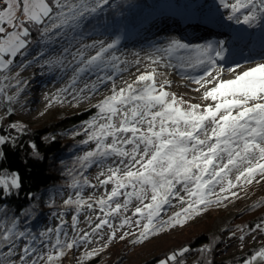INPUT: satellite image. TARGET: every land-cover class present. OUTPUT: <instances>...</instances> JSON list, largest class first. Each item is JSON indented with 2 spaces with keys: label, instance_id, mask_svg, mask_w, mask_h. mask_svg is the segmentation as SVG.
Wrapping results in <instances>:
<instances>
[{
  "label": "snow or ice",
  "instance_id": "obj_1",
  "mask_svg": "<svg viewBox=\"0 0 264 264\" xmlns=\"http://www.w3.org/2000/svg\"><path fill=\"white\" fill-rule=\"evenodd\" d=\"M221 2L231 10L227 19L236 24L252 28L264 19V0ZM108 3L109 0H2L0 3V73L8 71L18 57L23 67L40 62L45 55L43 51L24 63L34 43L35 32L37 42L45 46L61 39L65 41L59 56L46 59L41 65L61 71L71 68L73 74L62 92L75 89L88 73L95 74V80L84 82L74 99L84 93H95L98 86L112 82L111 94L94 105L96 116L84 122L86 139L82 144L93 147L77 158L82 169L94 165L101 169L96 177L98 184L92 185L85 178L82 184L76 181L70 185L75 188L111 185L110 190L98 199L89 196L88 200L77 191L75 200L69 197L64 201L65 206L75 205L77 214L84 206L89 211L94 210L95 204L103 217H97L99 222L91 233L85 231L71 241L67 240L66 232V239H60L62 224L41 231L37 237L26 230H18L16 219L0 221V264H54L65 248L71 250L77 243L90 242L89 237L95 236L105 225L112 228L110 218L128 212L130 206L132 214L123 217L119 228L135 225L140 231L134 243H142L168 227L182 225L202 207L220 203V199L212 201L209 197L216 194L217 186L220 192L237 187L238 184L229 178L232 174L236 182L243 179L248 184L257 176L264 177V61L237 72L236 68L224 69L217 64L224 59L223 42L219 47L209 43L190 48L179 40H171L156 49L164 55L150 58L151 63L167 66L161 61L182 50L194 54L179 57L181 66L203 68V74L192 82L205 89L202 100L214 103L188 104L166 91L170 82L158 85L156 68L117 89L114 73L122 61L112 50L118 40L83 42L85 22ZM242 67L237 65V68ZM108 69H112L113 74H109ZM225 72L233 74L232 78L224 79ZM200 88L194 90L199 92ZM6 141V137H0V145ZM31 147L35 149V145ZM3 157L4 153L0 152V158ZM20 187V177L15 172L0 175V194L7 196L12 189ZM174 200L180 210L167 220L160 219L165 207L176 206ZM77 222L78 215H73L74 232ZM53 234L55 243L49 244ZM112 238L109 235V241ZM123 238L122 235L120 239ZM37 244L54 251L41 255L34 246ZM98 251L100 249H93L86 255L92 256ZM188 251L183 248L158 264L176 262L178 256ZM254 262H264V248L244 264Z\"/></svg>",
  "mask_w": 264,
  "mask_h": 264
},
{
  "label": "trees",
  "instance_id": "obj_2",
  "mask_svg": "<svg viewBox=\"0 0 264 264\" xmlns=\"http://www.w3.org/2000/svg\"><path fill=\"white\" fill-rule=\"evenodd\" d=\"M148 1H155L153 11L144 9V0L111 1L85 22L83 39L102 34L120 43L135 29L147 27L155 18L167 13L159 5L161 0ZM32 39L34 46L38 41L37 33L33 32ZM18 59L19 57L16 61ZM101 100L77 110L54 111L48 121L41 125L20 120L13 114L8 101L3 102L5 115L0 116V137H6L7 141L0 145V152L4 153V157L0 158V174L9 175L15 172L20 177L21 187L18 190L12 189L7 196L0 194V221L10 222L16 219L18 230L27 229L28 232L39 235L41 231L38 229V221L49 212L76 209L75 205L65 206L58 202L54 195L58 190H75L77 188L70 185L76 181L82 184L87 179L90 168L82 169L77 158L90 150L91 148H87L91 144H82V140L86 139L83 135L84 127L78 130L77 127L85 125V121L96 116L97 109L94 105ZM12 125L18 127L14 128ZM32 145H35V149ZM46 195L50 197L47 198ZM170 214L173 215L172 212ZM194 216L174 228L193 221ZM214 217L209 215L208 219L189 227L184 233L180 231L172 236L163 234L173 227L171 226L142 243L126 241L116 248L104 247L92 256L86 255L91 251H85L80 255L79 264H158L161 259H166L168 255L180 252L183 248L189 251L170 264H242L263 246L264 243L252 245L229 254L223 251L226 234H249L257 226L264 224V193L255 197L252 205L221 225L218 231L213 230ZM53 251L49 247L39 254L46 255ZM72 252L73 248H65L54 264H64L63 257L71 255Z\"/></svg>",
  "mask_w": 264,
  "mask_h": 264
},
{
  "label": "rangeland",
  "instance_id": "obj_3",
  "mask_svg": "<svg viewBox=\"0 0 264 264\" xmlns=\"http://www.w3.org/2000/svg\"><path fill=\"white\" fill-rule=\"evenodd\" d=\"M114 0H109L110 2ZM166 1V8L171 12V3H180L183 4L184 7L190 8L194 4L199 6L198 11L195 12H208L210 11H218L219 4H222L221 0H161L160 2ZM170 1V2H168ZM145 10L153 11L155 8V1L151 2L148 0H144ZM108 3V4H109ZM107 4V5H108ZM166 4L162 5L165 6ZM105 6V5H104ZM103 6V7H104ZM194 7V6H193ZM103 9V8H102ZM173 15L176 17H182L181 15L175 14L173 12L169 13V15ZM197 14V13H195ZM96 15V14H95ZM93 15V16H95ZM178 15V16H177ZM92 17V16H91ZM166 25V23H161L160 26ZM149 29V28H148ZM147 30V29H146ZM141 30L137 29L134 32V36L130 38H125L122 42L118 43L116 48L112 51L115 52L117 56L120 57L122 63L119 65V70L114 73L115 85L118 88L124 87L127 83L133 82L136 77L140 74L150 72L152 68H156L157 76V84L162 83L165 81V73L167 66L161 65H153L151 63L150 58H160L164 54L157 53L152 48V46L145 45L147 42L157 40L166 36L167 41H163L158 43L157 46L164 47L166 46L171 40H179L182 43L181 39L178 36L174 35L173 33H161L153 37V39L148 40V38H144L146 41L138 42V39H135L136 35L141 32ZM137 33V34H136ZM101 37V38H98ZM103 37V38H102ZM150 39V38H149ZM104 41L105 43L112 42L109 36L101 35H94L92 37H87L83 39L84 43H92L93 41ZM75 43V42H74ZM187 44V43H185ZM65 45L64 40H58L55 44H48L42 45L39 42H36L35 46L30 49L29 55L24 58V63L27 61L32 60V57L37 55L40 51H43L45 55L40 58V62L36 63L33 62L29 64L27 67L22 66L21 58L15 61V64L5 73H1L0 75V116L5 115L4 109V101H8L13 109V114H16L20 120L24 122L30 123L32 125H41L44 122L48 121V119L52 116L53 112L57 110L61 111H69L74 109H79L85 107L89 104H92L98 100H101L105 95L111 94L110 89L112 87V82H107L106 85L98 86V91L95 93H84L79 96L78 99H74V96L80 87H83L84 82H91L94 81L96 76L93 73L85 74L82 79L78 82V85L75 89L69 88L68 91L62 92L61 89H65L68 87L69 81L72 76L71 68H65V70L61 71L57 67H47L41 66L44 64L46 59H55L59 56L62 47ZM78 46V45H77ZM189 47H194L193 44L189 45ZM91 54H94L91 53ZM71 57H68L70 60ZM169 63L168 60H162V65H167ZM176 68L178 70H184L186 67H182L179 64V60H176ZM240 64V63H239ZM65 65H67V60L65 61ZM223 68V67H222ZM109 74H113L112 69L107 70ZM66 76V79L62 81L63 85L60 86L55 92L51 93L50 95L47 94L44 97H41L42 89H44L49 82V84H54L55 82H59L58 79L61 76ZM7 79H4V77ZM42 76V77H40ZM174 78L178 81H182L184 84H189L190 82L186 78L179 77L177 75H173ZM52 77L56 79L52 82L50 80ZM212 85H208L207 87H211ZM200 88V85H199ZM166 91L174 93L178 98H182L188 104H200L202 106H206L207 104L214 103L211 100L204 101L202 100V93L205 91L204 88H200V91L197 92L195 90H189L185 86H180L177 84H170L166 86ZM8 97H13V99L9 100ZM186 106V105H185ZM85 125H81L77 127V130L84 127ZM93 145H89L87 149H90ZM78 152V151H77ZM79 153V152H78ZM108 163H111L109 161ZM100 168L97 166L90 167L87 173V180L92 185H97L98 181L96 179L98 173L100 172ZM2 175V174H0ZM103 178V177H101ZM230 179L233 180L234 183H237V187H233L226 192H220L219 186L215 189V195L210 196V200L215 201L220 199V203H212L206 208L202 207L200 212L194 216L193 221H188L186 225L182 227L173 226L163 234L167 236H172L176 232L184 233L189 227L202 223L205 219H208L209 215H214L213 221V230L218 231L221 225L227 223V221L235 216L236 213H240L245 210L247 207L252 205L255 201V197L259 196V194L264 193V177L257 176L253 179L251 184L245 183L243 179L241 181H235V174H232ZM111 185L106 187H88L84 186L83 188H77L75 190L72 189H65V190H58L54 195V198L60 202L64 203L66 199L69 197L76 199V192L80 191L81 197L84 199H88L89 196H92L93 199H98L104 195L105 192L110 190ZM227 187V184H225ZM235 194V195H234ZM253 194H255L253 196ZM49 198V195H46ZM92 202V201H90ZM173 204L176 205L172 208H166L161 214L160 219L165 220L166 217L174 213L179 208V205L174 200ZM94 210L89 211L86 206L80 209L79 214H77L76 209H61L56 211H51L47 214L45 218H42L38 221V229L40 231H46L49 227L56 228L58 225H63V231L61 233L60 239L65 240L64 232L67 233V240L71 241L73 237L82 236L83 233L89 232L95 224L99 222L97 217H103V213L99 211L97 206L94 204ZM132 206H130V210L126 213H123L120 216H116L114 218H110V223L112 224V228L108 226H103L101 230H98L95 236H90L88 243H77L73 247V252L71 255H67L63 257L64 264H79L80 255L85 251H92L93 249H102L105 248H116L120 246V244L125 243L126 241H132L136 239L138 236L140 229L137 228L135 225L131 227L125 226L123 228H119L121 220L124 216H131L132 214ZM203 211V212H202ZM78 215V222L77 228L74 232L72 229V216ZM62 217V218H61ZM137 217H133L136 219ZM178 226V225H176ZM261 228H264V224L257 226L251 233L244 234L243 232H236V233H229L225 235V243L223 245L224 253L229 254L231 252L238 251L240 249H247L250 246H258V244L264 243V231H261ZM27 231V229H24ZM135 233L136 235H132ZM177 234V233H176ZM112 235L113 238L109 241L108 237ZM124 236L123 239H120L121 236ZM39 237V235H37ZM243 237V239H241ZM55 235L53 234L49 244L55 242ZM107 245V246H105ZM21 247H23V242H21ZM38 248V252L45 250L42 244L34 245ZM261 248H264V244ZM260 248V249H261ZM259 249V250H260ZM99 252V251H98ZM33 255H37V253H33ZM246 259H250L246 258ZM245 259V260H246ZM244 260V261H245ZM244 261L242 264H244ZM256 264V262H254ZM260 264H264V262H260Z\"/></svg>",
  "mask_w": 264,
  "mask_h": 264
},
{
  "label": "bare ground",
  "instance_id": "obj_4",
  "mask_svg": "<svg viewBox=\"0 0 264 264\" xmlns=\"http://www.w3.org/2000/svg\"><path fill=\"white\" fill-rule=\"evenodd\" d=\"M170 2V1H168ZM234 0H224V3H233ZM167 5V4H166ZM194 6V7H193ZM192 7H184L183 4L171 3V12L181 15L180 20L188 17V21L184 25H179L175 28L180 33L181 40L187 45L193 44L195 46L207 45L209 43L213 44L214 47H219L220 43L223 42L224 47V61H217V64L224 69L227 68H236L237 72L244 71L248 67H253L255 63L264 61V19H262L255 27L249 28L244 24H236L234 21H229L227 16L230 14L231 10L219 4L218 11H208V12H195L194 8L199 10V6L194 4ZM194 11H198L197 9ZM177 15V16H178ZM179 17V16H178ZM185 17V18H184ZM165 25L159 28L160 33H166ZM153 31H144L139 36L138 42L146 41L153 39ZM151 36V37H149ZM150 38V39H149ZM192 41L189 43L188 41ZM154 42H147L145 45L152 46L156 51L158 43L167 41L166 36L154 40ZM192 48V47H190ZM158 53V52H157ZM189 55H194L187 51H180L173 53L169 63L167 64V69L165 73V81L170 82V84H177L180 86H185L189 90H194L199 88L198 84L192 82L193 78H198L203 74V68H190L186 67L184 70H178L176 66V60H179V64H182V61L179 57H187ZM240 63V64H239ZM237 65H243L242 68H237ZM173 75H177L182 78H186L190 83L184 84L182 81H178L174 78ZM233 74L227 72L224 73V79L232 78ZM42 77V76H40ZM66 79V76L62 75L58 81L54 84L45 85L46 87L42 89L41 97H44L47 94L55 92L60 86L63 85L62 81ZM68 81L70 79H67ZM54 80H52L53 82ZM169 84V85H170Z\"/></svg>",
  "mask_w": 264,
  "mask_h": 264
},
{
  "label": "built area",
  "instance_id": "obj_5",
  "mask_svg": "<svg viewBox=\"0 0 264 264\" xmlns=\"http://www.w3.org/2000/svg\"><path fill=\"white\" fill-rule=\"evenodd\" d=\"M0 3H2V0H0Z\"/></svg>",
  "mask_w": 264,
  "mask_h": 264
}]
</instances>
